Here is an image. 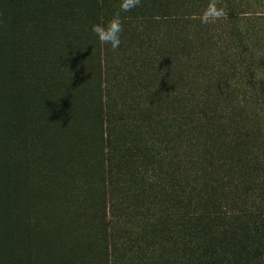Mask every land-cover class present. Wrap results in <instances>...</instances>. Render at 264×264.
I'll use <instances>...</instances> for the list:
<instances>
[{
    "label": "trees",
    "instance_id": "trees-1",
    "mask_svg": "<svg viewBox=\"0 0 264 264\" xmlns=\"http://www.w3.org/2000/svg\"><path fill=\"white\" fill-rule=\"evenodd\" d=\"M74 1L60 12L89 29L120 11ZM213 7L224 14L202 23ZM121 17L132 75L102 111L108 151L86 163L88 261L264 264V0H141ZM40 167L60 176L48 156Z\"/></svg>",
    "mask_w": 264,
    "mask_h": 264
},
{
    "label": "rangeland",
    "instance_id": "rangeland-1",
    "mask_svg": "<svg viewBox=\"0 0 264 264\" xmlns=\"http://www.w3.org/2000/svg\"><path fill=\"white\" fill-rule=\"evenodd\" d=\"M62 2L0 0V264H91L100 242L87 218L97 192L84 195L97 167L86 163L108 151L102 111L132 74ZM42 155L60 176L36 169Z\"/></svg>",
    "mask_w": 264,
    "mask_h": 264
},
{
    "label": "clouds",
    "instance_id": "clouds-1",
    "mask_svg": "<svg viewBox=\"0 0 264 264\" xmlns=\"http://www.w3.org/2000/svg\"><path fill=\"white\" fill-rule=\"evenodd\" d=\"M140 4L141 0H120L119 12L114 13L107 22L95 23L91 26V32L95 35L97 41L100 44L110 46L113 51L118 50L121 46L122 33L124 31L121 13L130 12L139 7ZM223 14L222 9L210 8L203 14L201 22L207 24Z\"/></svg>",
    "mask_w": 264,
    "mask_h": 264
}]
</instances>
